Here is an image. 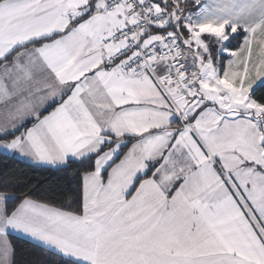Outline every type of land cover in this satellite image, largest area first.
I'll use <instances>...</instances> for the list:
<instances>
[{
    "label": "snow or ice",
    "instance_id": "1",
    "mask_svg": "<svg viewBox=\"0 0 264 264\" xmlns=\"http://www.w3.org/2000/svg\"><path fill=\"white\" fill-rule=\"evenodd\" d=\"M0 264H264V0H0Z\"/></svg>",
    "mask_w": 264,
    "mask_h": 264
},
{
    "label": "trees",
    "instance_id": "2",
    "mask_svg": "<svg viewBox=\"0 0 264 264\" xmlns=\"http://www.w3.org/2000/svg\"><path fill=\"white\" fill-rule=\"evenodd\" d=\"M15 170L18 173L23 172L29 178L45 181V183L35 191L37 198H43L49 185L56 187L58 184L62 185V181H58V174H50L42 167H35L28 162L22 160H11L0 156V171ZM18 250V259H21L27 264H51V259L46 260V255L42 249L34 246L33 242L24 238L14 239L13 241Z\"/></svg>",
    "mask_w": 264,
    "mask_h": 264
},
{
    "label": "crops",
    "instance_id": "3",
    "mask_svg": "<svg viewBox=\"0 0 264 264\" xmlns=\"http://www.w3.org/2000/svg\"><path fill=\"white\" fill-rule=\"evenodd\" d=\"M19 160H22V159H19ZM22 161H25V160H22ZM25 162H28V161H25ZM28 163H30V162H28ZM31 164V163H30ZM24 239H26V240H28L27 238H24ZM30 241V240H29Z\"/></svg>",
    "mask_w": 264,
    "mask_h": 264
}]
</instances>
